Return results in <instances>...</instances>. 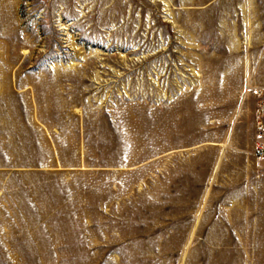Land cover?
<instances>
[{
  "label": "rangeland",
  "instance_id": "obj_1",
  "mask_svg": "<svg viewBox=\"0 0 264 264\" xmlns=\"http://www.w3.org/2000/svg\"><path fill=\"white\" fill-rule=\"evenodd\" d=\"M264 0H0V264H264Z\"/></svg>",
  "mask_w": 264,
  "mask_h": 264
},
{
  "label": "built area",
  "instance_id": "obj_2",
  "mask_svg": "<svg viewBox=\"0 0 264 264\" xmlns=\"http://www.w3.org/2000/svg\"><path fill=\"white\" fill-rule=\"evenodd\" d=\"M256 142L254 155L264 157V86L254 89Z\"/></svg>",
  "mask_w": 264,
  "mask_h": 264
}]
</instances>
